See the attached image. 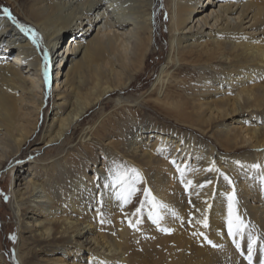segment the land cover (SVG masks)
<instances>
[{
  "label": "bare ground",
  "instance_id": "6f19581e",
  "mask_svg": "<svg viewBox=\"0 0 264 264\" xmlns=\"http://www.w3.org/2000/svg\"><path fill=\"white\" fill-rule=\"evenodd\" d=\"M10 1L43 34L51 56L46 78L41 45L0 13V170L18 161L28 143L38 152L60 142L11 171L21 263L136 264L129 249L137 235L156 251L155 262L164 255L163 264H249L255 236L252 264H264V0H167V62L142 98L173 110L182 131L140 121L139 100L117 95L146 68L157 40V0ZM50 83L53 105L40 130ZM106 99L114 102L108 113ZM98 106L100 117L71 143L72 127ZM196 131L219 143H203ZM117 165L137 169L143 177L137 187L167 205L159 226L148 204L139 230L123 225L135 197L128 205L117 199L109 175ZM213 166L219 171H208ZM188 180L194 187L185 188ZM233 187L249 223L244 238H236L239 249L227 232ZM203 214L207 229L196 223ZM0 264H9L1 242Z\"/></svg>",
  "mask_w": 264,
  "mask_h": 264
},
{
  "label": "rangeland",
  "instance_id": "374dc122",
  "mask_svg": "<svg viewBox=\"0 0 264 264\" xmlns=\"http://www.w3.org/2000/svg\"><path fill=\"white\" fill-rule=\"evenodd\" d=\"M29 2L30 0H20V3L23 6L28 5ZM4 7L9 8L10 11L13 13V15L16 16V18L21 24H24L25 26L34 29L41 35L42 40L40 42V45H41L43 54L45 56L47 55V57H50L51 54L49 53V50L46 47L47 45H46L45 38L43 34L40 32V30L37 27L36 29L34 25L23 16V14L17 9L16 5H14L10 0H0V13H3ZM154 13H155L154 14L155 15L154 25H155L156 32H157L155 33V38L157 40H156V44L153 50L151 51L147 59L146 68L145 70H143L141 73L138 74L136 79L133 80L130 87H127L126 89H124L122 93L118 91L117 95L120 96L124 94L123 96L130 97L131 100L133 101L139 100V101H136L135 105L141 103L139 106H136L137 108H139L137 110L139 111V113L136 115V117L140 121L143 119L145 120L147 118H152L156 123H158V125L161 128L165 130L172 131V130L178 129V131H182V129L185 130L186 127H183L181 123L176 121L175 119L176 116L173 110L170 111L166 109H158L150 104H146L142 98V94L144 93L147 94L146 91L153 88V85H155V83L157 82L160 76V73H159L160 70H163L166 65L168 50L170 48V38H169L170 37V28H169L170 12L167 6V0H157ZM53 88L54 87L52 86V83L46 84V90H47L46 92H47L48 100L40 116V130H42V128L45 126V123H47L49 119V114L51 113V109L53 105V95H52ZM114 98L115 97H112L113 100H115ZM112 99H106V101L108 100L106 103V108H105L107 110L106 113L113 110L114 102ZM98 109H99V106L97 108L90 110L82 119H80L72 127V130L68 133V135L71 136V140H72L71 143L75 142L76 144L78 142L81 130L90 127V125L96 119L100 117V112L98 111ZM217 123H220V122H217ZM111 133L113 137L117 140L118 133L116 131H113V132L111 131ZM196 133L199 136V138H201L203 143H210L211 145H214V146L216 145L217 141L216 139H214L213 136H211L210 133L203 134L202 132H199V131H196ZM33 144L34 143H28L24 147L23 154L21 155V158L18 161L7 163L5 167L2 170H0V242H1L2 249L5 252V256L9 264H22L19 258V255H18L19 253L18 248L20 246V239H19L20 226L15 217L14 210H13L12 203H11V198H10L12 188L16 182V176H15V173H12L11 171L13 170L15 166L26 164V162L28 163L32 162L33 158L30 157L32 155L34 156V158L44 156L46 153L45 151L47 149H51L53 146L59 145L60 142H57L52 145H47L45 146V148L43 147L40 151H38L39 153L32 151ZM100 157H102V155H100ZM109 167H110V163L107 162L105 164V168L108 170ZM140 190L141 191L135 195L134 204L132 205V207H129V209L127 210V219L131 218L134 221L135 219H137V217H134L132 214L135 212L137 207H140L141 198L143 196L144 189L140 188ZM5 197H7V199H5ZM135 199H137V202ZM127 224H128V220L123 225H127ZM131 233L133 234L135 233V229L133 227H131ZM136 236L137 235H135L134 237H131V246L129 249V252H130L129 254L131 255L130 261L131 260L134 261L137 259L136 264L141 263V262L152 263V264L153 263L163 264V261L165 262L164 255L162 258H160V261L155 262L156 259H153V258L157 256L156 251H154L151 246H144L140 241H137L139 240V238L138 236L137 237ZM13 237H15V239H13ZM142 254L143 256H141Z\"/></svg>",
  "mask_w": 264,
  "mask_h": 264
},
{
  "label": "snow or ice",
  "instance_id": "6c2138e0",
  "mask_svg": "<svg viewBox=\"0 0 264 264\" xmlns=\"http://www.w3.org/2000/svg\"><path fill=\"white\" fill-rule=\"evenodd\" d=\"M3 13L5 16L8 17L14 24H16L21 31L25 32L26 34H29L32 38L33 44H36L39 46L42 37L41 35L35 31L34 29L25 26L24 24H21L15 15L10 11L9 8L4 7ZM47 63H48V57L45 56V76L47 78L48 69H47ZM175 164L176 162L173 161ZM252 167L256 169H260V164H254ZM177 170L180 172V179L181 182H184L185 177V169L181 168L179 165H177ZM208 171H219V169L215 168L213 166L212 168H209ZM109 175L111 176V184L113 186H118L119 191L117 192V199L121 200L124 205H128L132 203L133 198L135 195L140 192L141 190L137 187L139 183L143 181V177L140 174V172L135 168H127L124 165H117L115 168L109 170ZM221 175H224L221 173ZM224 179L228 180L229 183H231V180L228 176L224 175ZM264 179V177H262ZM207 183L211 184L212 181H208ZM107 186V185H106ZM184 186L186 189L190 187H194L193 182L191 180H188L186 183H184ZM201 188L204 187V185H199ZM143 195L145 199L141 201L140 207H137L135 212L132 214L134 217H137L135 221L131 218L128 219V224L130 227H133L136 230H139L138 225L142 223V220L139 219V217L142 214V209L145 207V204L150 205L148 216L151 218L152 222L156 224L157 226L160 225V222L164 219V215L162 213L163 209H167V205L163 204L162 202L158 201L156 197L152 194L150 189H144ZM7 199V197H5ZM227 200H228V215H227V232L228 235L233 237V243L235 246L239 249L241 247L240 240L244 238L245 231L249 229V223L245 221V219L239 214L238 211V199L236 196L235 188L233 187V191L231 193L227 194ZM210 208L211 205H208ZM101 215H103L101 213ZM173 215L175 213L173 212ZM104 221L101 220V223ZM198 224H202V226L207 229L209 227L208 217L207 214H203V218L201 220L196 221ZM161 231L164 232H171V229L167 228H161ZM195 235V233H194ZM199 235L203 236L207 242L212 245L213 247H216L217 245L213 244V242L208 239V237L203 233H199ZM237 237H240V240L236 239ZM15 239V237H13ZM257 243V238L253 236L251 238V243L248 244V261L249 264H252V253L255 251V245Z\"/></svg>",
  "mask_w": 264,
  "mask_h": 264
}]
</instances>
